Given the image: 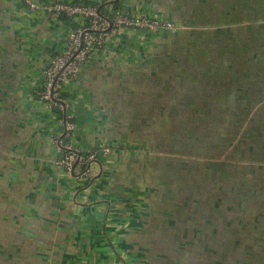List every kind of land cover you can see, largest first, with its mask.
I'll return each instance as SVG.
<instances>
[{
  "label": "crops",
  "instance_id": "0c3cea01",
  "mask_svg": "<svg viewBox=\"0 0 264 264\" xmlns=\"http://www.w3.org/2000/svg\"><path fill=\"white\" fill-rule=\"evenodd\" d=\"M170 4L171 0H120V10L134 15L153 11L163 18ZM211 5L220 8L219 2ZM67 33L64 22L48 11L33 10L22 0H0V264H134L114 250L142 249L128 240L131 231L124 222L129 216L123 207L110 202L115 193L103 176V153L98 152L93 166L96 178L86 187L60 163L65 150L56 139L64 129L63 116L41 99V90L46 70L62 51ZM153 36L143 29L127 28L90 56L66 97L74 124L66 140L72 139L80 149L123 141L108 125L115 107L117 115L125 114L123 96L117 90L123 86L119 79L124 82L131 75L138 93L180 90V96L175 94L180 111L172 109L170 97L163 104L170 110L166 109L165 119L170 117L171 122L172 117H180L198 124L195 136L202 140L198 145L203 147V139L213 138L208 151L217 156L219 147V158L235 165L230 169L245 172L239 176L243 186H264V65L196 69L176 64L173 69H181L180 82L168 73L163 88L141 86L135 82L141 80V68L155 69L147 60L172 59L171 53L146 51ZM132 42L140 58L126 48ZM141 104H133L139 116L145 111L139 109L144 107ZM146 104L155 107L159 100L156 105L150 100ZM221 123L229 130L223 133L228 142L217 146L223 135Z\"/></svg>",
  "mask_w": 264,
  "mask_h": 264
},
{
  "label": "rangeland",
  "instance_id": "374dc122",
  "mask_svg": "<svg viewBox=\"0 0 264 264\" xmlns=\"http://www.w3.org/2000/svg\"><path fill=\"white\" fill-rule=\"evenodd\" d=\"M213 2H219L220 8L212 9ZM120 12L163 24V28L153 30L125 26L154 35L145 45L146 51L171 53L167 62L156 57L147 60L155 69L141 68V80L135 81L141 86L163 88L164 74L168 73L173 74L174 82H180L181 69H173L176 64L177 68L185 64L196 69L264 65V0H171L163 18L153 11L135 12L138 15ZM132 44L126 48L140 58ZM64 48L65 44L62 51ZM127 53L124 55L129 56ZM129 78L126 76L124 82L120 78L123 86L117 90L123 96L125 114L117 115L115 107L108 125L113 127V135L124 137L123 141L80 149L70 139L69 148H62L65 156L60 162L86 187L96 178L93 166L98 150H102L106 160L103 176L115 193L110 202L123 207L129 216L124 222L131 231L128 240L142 248L114 252L125 261L130 257L134 264H264V186H243L239 176L245 172L230 169L235 165L223 156L219 158V147L217 156L208 151L213 138L203 139V147L198 145L202 142L195 136L198 124L180 117H172L171 122L170 117L165 119L167 107L163 104L170 97L172 109L180 111L175 102L180 90L173 94L160 89L138 93L132 76ZM174 87L179 85L174 83ZM149 100L153 105L159 100V105L149 107ZM140 102L144 107L139 109L145 111L139 116L133 104ZM152 112L156 114L150 115ZM221 125V134L227 133L226 124ZM71 127L74 129L73 122ZM219 142L226 144L228 137L221 135L217 146ZM109 242L112 245L113 240Z\"/></svg>",
  "mask_w": 264,
  "mask_h": 264
},
{
  "label": "built area",
  "instance_id": "2783aa9c",
  "mask_svg": "<svg viewBox=\"0 0 264 264\" xmlns=\"http://www.w3.org/2000/svg\"><path fill=\"white\" fill-rule=\"evenodd\" d=\"M23 1L27 2L33 10L42 9L56 16L64 14L78 24L76 28L68 27L65 48L52 59L46 70V80L41 90L42 100L50 107H59L64 111L62 117L64 129L56 141L62 148L68 149L69 141L66 137H70L69 132L73 130V127H71L72 121L68 113L69 105L66 97L69 96L68 89L72 78L94 52L104 48L112 36L119 37L125 26L147 29L150 27V30H153L163 28V24L147 17L124 15L120 9L112 11L111 17H105L94 5L61 1L40 5L34 0ZM69 163L67 162L68 165Z\"/></svg>",
  "mask_w": 264,
  "mask_h": 264
},
{
  "label": "trees",
  "instance_id": "16d2710c",
  "mask_svg": "<svg viewBox=\"0 0 264 264\" xmlns=\"http://www.w3.org/2000/svg\"><path fill=\"white\" fill-rule=\"evenodd\" d=\"M76 3H81V4H86V5H94L97 6L99 8V11L102 15H104L105 17H111L112 15V11L115 10H119L120 9V0H115L114 2H112V6H110V4H107L105 2H93V1H80V2H76ZM110 8H113L114 10H110ZM60 20H62V22H64V24L67 27H72V28H76L78 27L77 22H75L72 18L61 14L60 15ZM55 111L60 114V116H64L63 112L59 107L55 108ZM101 150H98V152ZM97 152V154H98Z\"/></svg>",
  "mask_w": 264,
  "mask_h": 264
}]
</instances>
